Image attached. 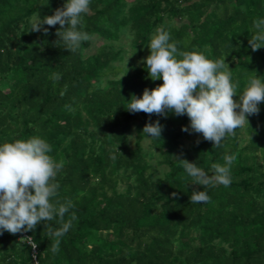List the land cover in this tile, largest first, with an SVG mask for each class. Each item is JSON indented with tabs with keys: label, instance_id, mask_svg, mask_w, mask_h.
<instances>
[{
	"label": "trees",
	"instance_id": "16d2710c",
	"mask_svg": "<svg viewBox=\"0 0 264 264\" xmlns=\"http://www.w3.org/2000/svg\"><path fill=\"white\" fill-rule=\"evenodd\" d=\"M65 2L0 0V144L44 138L64 165L56 199L75 205L64 220L73 212L77 219L59 238L43 222L30 232L3 231L0 264H264V101L220 147L200 133L184 147L186 114L127 110L133 94L142 97L163 80L153 81L146 63L116 64L126 59L123 38L134 34L129 42L143 55L163 28L182 51L225 58L239 101L248 78L264 79V48L249 45L264 0H90L82 29L89 39L74 53L54 43L60 25H45L47 35L31 31ZM97 38L103 43L91 52ZM157 119L164 129L161 139H151L143 128ZM225 155L236 157L230 186L206 189L174 158L211 176V165H223ZM194 189L207 191L210 202L191 204ZM56 219L53 229L60 227Z\"/></svg>",
	"mask_w": 264,
	"mask_h": 264
},
{
	"label": "clouds",
	"instance_id": "9594fccd",
	"mask_svg": "<svg viewBox=\"0 0 264 264\" xmlns=\"http://www.w3.org/2000/svg\"><path fill=\"white\" fill-rule=\"evenodd\" d=\"M89 5L90 0H66L53 15L34 21L31 31H43L47 35L49 28L45 25H60L54 43L74 53L89 39V34L82 30L83 14L88 13ZM253 29L249 45L255 52L264 48V19L254 20ZM133 38L134 34L128 35V39ZM170 39L169 31L157 28L148 45L150 55L140 61L146 63L149 77L153 81L162 79L163 84L154 89L145 88L142 97L133 94L127 110L133 114L144 112L165 118L170 112L176 116L186 114L190 128L184 126L182 131L200 133L204 140L214 142V148L220 147L227 135L249 124L248 116L259 114L258 105L264 101V79L248 78L243 94H239V101H236L233 97L238 94V83L233 81L225 58L213 60L200 50L182 51L178 42H170ZM128 61L129 58L127 65ZM163 129L159 119L149 120L143 134L151 139H161ZM51 152L49 143L38 135L0 144V234L3 231L11 234L34 231L43 222L48 235L59 238L77 219L73 212L67 222L64 220L65 214L75 205L70 199L63 202L56 199L59 188L56 176L64 165L63 161L56 162ZM174 158L182 164L194 185L206 189L216 184L228 187L232 182L230 172L235 155H225L223 165L212 164L211 176L195 162L180 156ZM208 202L207 191L193 190L191 204ZM54 219L60 225L58 229H53L49 223ZM58 251L59 239L52 246L53 253Z\"/></svg>",
	"mask_w": 264,
	"mask_h": 264
},
{
	"label": "rangeland",
	"instance_id": "374dc122",
	"mask_svg": "<svg viewBox=\"0 0 264 264\" xmlns=\"http://www.w3.org/2000/svg\"><path fill=\"white\" fill-rule=\"evenodd\" d=\"M123 41V45H124V48L127 49V54H126V59L122 62H117L116 64L119 66H121V68H127V64H126V61L127 59L129 58V61L132 60L134 61L136 64H141L140 61H142L144 58H146L148 55H150V53L148 52V50L146 49L144 51V54L143 55H139L137 51H135L131 44H130V39H126V38H123L122 39ZM103 41L99 38L95 39L94 43H93V46L91 48V52H95L97 47H99L100 45H102ZM122 68V69H123ZM120 75L123 74V70H120L119 71ZM110 77H112V75H110ZM190 126V125H189ZM135 135L134 138L130 137L131 138V144L133 145L134 142H135V139H136V135H137V132L135 130V126H133V128L131 129L130 131V136H133ZM199 135V133H194V132H191V130L184 136V138L182 139V146H187L195 137H197ZM142 145L144 146L145 149H151V142L148 138H145L143 141H142ZM152 161L153 162H156V156L154 158H152ZM164 168L161 167L160 168V171L163 172ZM161 172V173H162Z\"/></svg>",
	"mask_w": 264,
	"mask_h": 264
},
{
	"label": "built area",
	"instance_id": "2783aa9c",
	"mask_svg": "<svg viewBox=\"0 0 264 264\" xmlns=\"http://www.w3.org/2000/svg\"><path fill=\"white\" fill-rule=\"evenodd\" d=\"M30 241V243L32 244V241L31 240H29ZM33 246H35V245H33ZM35 248V247H34Z\"/></svg>",
	"mask_w": 264,
	"mask_h": 264
}]
</instances>
